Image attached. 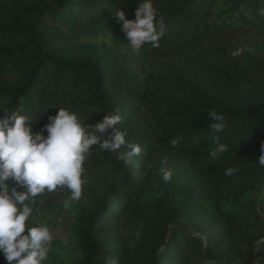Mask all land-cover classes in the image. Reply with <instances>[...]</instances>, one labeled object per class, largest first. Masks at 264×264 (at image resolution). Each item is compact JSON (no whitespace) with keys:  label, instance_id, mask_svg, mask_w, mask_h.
<instances>
[{"label":"trees","instance_id":"1","mask_svg":"<svg viewBox=\"0 0 264 264\" xmlns=\"http://www.w3.org/2000/svg\"><path fill=\"white\" fill-rule=\"evenodd\" d=\"M13 3L18 15L0 26V39L13 43L0 47V109H20L34 131L57 107L76 111L88 124L119 109L117 127L142 149L127 162L96 148L86 158L83 205L72 227L81 252L74 264H104L110 256L118 264H264V193L241 199L264 188V166L255 163L264 144V0H153L166 31L158 47L136 52L112 14L120 8L134 18L137 0ZM100 23L110 26L126 51L122 57L128 62L132 55L134 65L114 70L45 52L58 31ZM237 48L243 51L233 56ZM212 108L225 116L220 133L208 128ZM213 135L228 144L215 160L208 155ZM173 138H179L175 146ZM163 156L191 181L151 176ZM228 167L236 169L230 176ZM151 192L159 196L142 202ZM68 195L66 188L38 195L34 220L48 199ZM0 264H6L2 256Z\"/></svg>","mask_w":264,"mask_h":264},{"label":"clouds","instance_id":"2","mask_svg":"<svg viewBox=\"0 0 264 264\" xmlns=\"http://www.w3.org/2000/svg\"><path fill=\"white\" fill-rule=\"evenodd\" d=\"M112 15L134 52L145 45L158 47L166 31L153 0H137L132 19L126 18L120 8ZM242 51L237 48L232 55ZM0 111L6 113L0 116V256L6 264H48L54 237L45 220H34L38 195L66 188L69 195L63 207L68 209L81 198L84 162L94 148L117 152V158L125 162L140 155L142 149L126 139L127 129L117 127L122 119L119 109L103 112L98 121L88 124V118L76 111L57 107L55 114L48 115L47 122L36 131L29 124L31 118L20 109ZM207 116L211 132L220 133L226 127L224 114L215 108ZM178 139H171L170 144L177 145ZM212 140L214 146L208 155L215 160L228 150V144L217 135ZM121 148L127 151H120ZM255 163L264 166V144L258 146ZM235 171L228 167L224 174L230 176ZM160 172L164 182L171 178L170 169L161 167ZM104 264H118V259L107 257Z\"/></svg>","mask_w":264,"mask_h":264},{"label":"rangeland","instance_id":"3","mask_svg":"<svg viewBox=\"0 0 264 264\" xmlns=\"http://www.w3.org/2000/svg\"><path fill=\"white\" fill-rule=\"evenodd\" d=\"M24 5H28L30 2H38L39 4H51L53 0H20ZM14 0H0V26L4 28L9 27L12 24V18L18 15L14 6ZM56 38L49 37L46 42L45 52H49L55 57L62 58L70 62H98L105 66L111 67L114 70H122L127 66L134 65V59L132 55H127V59L122 57V54H126L124 47L121 45L120 40H115L117 35H114L113 30L109 25L100 23L93 29H87L83 31H77L71 33L66 29H62L56 33ZM118 39V38H117ZM16 43V42H15ZM13 43L7 40L0 39V47L6 48ZM157 63L153 64L151 70L157 69ZM117 153L111 155L115 156ZM173 158L170 156H163L161 158L164 163L157 167L152 168L150 175L161 177V167L171 170V177H173L179 183H185L191 181L190 173L181 170H176L173 164L169 162ZM180 166L187 165L183 161H180ZM97 178L104 180L103 176L97 175ZM262 188V189H260ZM264 193V188L257 187L252 192H247L241 199H253L258 200ZM55 195V194H52ZM159 195L151 192L144 194L141 197L142 202H151L155 200ZM50 202V206L47 208H41L37 211L35 220H45L53 231L52 249L49 254V262L61 263V264H74V260L81 256V252L78 248V244L75 236L72 233V227L75 224L77 216V208L83 205L82 198L74 202L71 207L65 209L63 207V199H57L55 196ZM228 201H222L220 203L222 208H227ZM175 226L180 227L186 234L197 235L187 225L182 222H177ZM128 239L134 237L132 231L126 232Z\"/></svg>","mask_w":264,"mask_h":264}]
</instances>
